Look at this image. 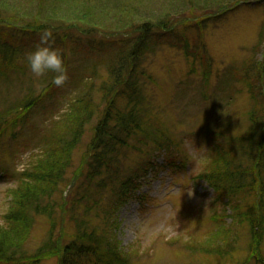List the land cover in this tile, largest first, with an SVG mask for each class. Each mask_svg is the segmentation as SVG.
<instances>
[{
  "label": "rangeland",
  "instance_id": "374dc122",
  "mask_svg": "<svg viewBox=\"0 0 264 264\" xmlns=\"http://www.w3.org/2000/svg\"><path fill=\"white\" fill-rule=\"evenodd\" d=\"M228 1L231 0H0V15L21 19L33 17L56 33L68 34L80 47L72 56L73 68L80 67L78 73L89 76L93 63L103 58V53L110 56L114 50L110 48L87 55L88 44L111 41L115 31L123 28L128 31L149 19L160 20L194 10L184 21L188 25L195 22L196 16H202L196 15V11ZM208 16L206 14L205 18ZM197 29L194 24L188 25L187 29L179 25L176 34L187 40L192 50L206 47V55L212 63L208 75L200 62L194 64V59L187 57L182 48L170 45L158 47L143 60L142 69L152 77V80L145 78L143 86L150 109L147 122L159 134L158 139L147 144H139L140 138L131 140L130 146L123 150L121 179H127L137 168L149 165L136 176L134 189L129 191L131 198L114 212L113 189L117 185L100 188L101 181L108 180L103 178L105 174L95 177L92 182L87 179L89 168L83 163L87 162L91 129L98 117L87 128L73 154L64 183L53 196L57 203L53 218L36 217L32 234L21 250L24 255L35 257L38 251L48 247L63 250L78 230L77 221L85 220L99 233L111 236L110 239V231L114 229L112 239L121 244L128 264H255L249 252L254 240L245 219L232 222L233 212L228 207H221L214 189L197 178L206 169L210 153L206 138L213 133V137L219 135L226 146L232 148L234 158L238 156L234 169L241 164V171H248L251 166L252 161L241 156L239 147L241 139L251 131V113L255 110L262 114L264 84H256L250 91L248 84L241 80V74L246 63L254 60L255 47L257 57L252 73L264 63V0L239 3L228 16L209 22L203 32L204 40L201 39L202 31ZM98 70L101 80L107 81L106 68ZM234 73L240 81L232 80ZM43 80L44 77H35L29 67L9 77L0 76V114L16 107L23 112V102L32 95L43 94ZM94 82V101L102 112L106 104L98 91L101 81L94 79ZM82 89L83 85L77 88L71 82L56 88L55 93L30 113L23 125L7 129L1 136V224L12 206L11 193L18 187L20 175L42 154L37 133L47 127L54 116L58 118L67 111ZM16 113L8 121L12 122ZM158 140L163 148L155 151L154 142ZM229 160L234 163L231 157L225 158L224 169ZM245 175V185L252 183ZM262 185L255 193L247 188L243 192L241 189L234 191L235 196L231 197L238 212L244 214L250 208L261 207L260 192L264 183ZM78 192H82V197L86 195L74 210L68 201ZM223 214H226L227 226L235 227V245L221 253L224 246L211 248L209 243L213 238L224 245L222 240L216 239L215 229ZM53 221L56 227L52 226ZM112 225L114 228L110 229ZM260 256L264 259V233ZM57 263V258H51L40 264Z\"/></svg>",
  "mask_w": 264,
  "mask_h": 264
},
{
  "label": "trees",
  "instance_id": "16d2710c",
  "mask_svg": "<svg viewBox=\"0 0 264 264\" xmlns=\"http://www.w3.org/2000/svg\"><path fill=\"white\" fill-rule=\"evenodd\" d=\"M248 1L250 0H231L203 8L196 11V15L200 13L202 16H196L195 22L188 23V25L194 24L198 28L197 30L202 31L201 39L204 40L203 32L209 22L228 16L233 9L239 6V3ZM193 12L195 11L187 10L184 14L172 15L169 18L149 19L128 31H125V28L115 31L113 33L115 36L111 41L88 44L90 45L88 46L89 51L85 53L87 55H91L89 52H103L110 48L114 50L110 56L103 53L101 59H98L101 54L98 55V61H95L90 67L89 76L79 74L80 67L73 68L72 56L76 54V50H80V47L68 34L56 33L52 31V28H48L47 25L46 27L39 19L33 17L21 19L17 16L0 15V25L4 26L0 28L1 77H9L12 73L26 71L28 69L26 55L35 50L39 44L40 34L44 30H51L55 40L54 46L63 52L64 66L68 74V79L62 87L71 82L76 84L77 88L79 85H83L84 88L80 90L75 100L71 103V100L69 101L70 105L67 111H64L58 118L54 116L49 125L37 133L38 145L42 149V154L37 162L20 175L19 185L11 193L10 211L3 218L4 224L0 223V264H40L51 258H57V264H128L127 258H124L125 254H122L121 244L112 239L114 238L113 225L110 228L112 229L110 231L112 238L110 239L111 236L105 232L99 233L97 228L90 227L85 220L77 221L78 230L72 241L66 244L63 250L52 247L43 248L32 258L24 255L21 250L32 234L36 217L53 218L57 207L53 196L58 186L64 183L65 174L73 162V154L81 144L87 128L98 117V121L91 129L92 139L86 158L87 162L83 163L88 165L87 169L89 168L87 179L92 182L95 177L105 174L103 178L106 177L108 180L101 181L100 188L116 187L117 185L113 189L114 212L131 198L129 191L134 189L136 176H139L140 170H146L145 168H148L149 165L137 168L135 173H132L127 179H121L120 161L123 150L130 146L131 140L140 138L139 144H147L152 139H158L159 134L153 128L154 126L148 125L147 122L150 117V109L143 86L145 78L152 80V77L142 69L145 56L154 53L155 49L160 46L170 45L174 48H182L187 57L194 59V64L200 62L206 73L212 68V63L206 55L205 46L195 51L191 49L187 40L177 37L178 26L182 25L187 29L188 25L184 21L190 18L188 15H192ZM206 14L209 15L207 18H205ZM95 24L99 23L95 22ZM87 33H91V31H87ZM262 33L264 35L263 30ZM254 55L256 58V47ZM255 58L248 61V64L246 63L241 74V80L248 84L247 88L250 91L256 84H264V63L260 64L259 69L252 73L253 64L256 63ZM102 67L106 68L107 81H102L100 78L98 68ZM230 72L229 70V75ZM237 73L240 75L239 72ZM231 75H233L231 76L233 81L238 79L240 81V78H236V73ZM54 76L55 73L52 72L43 76L45 85L43 94L41 96L32 95L23 102V112L20 113L21 108L16 107L0 114V138L7 129H12L19 124L23 125L30 113L55 93L58 87L52 84ZM94 79L101 81L98 91L104 97L106 104L102 112H99L94 101L96 93ZM15 112H17V116L13 117L12 122L8 121ZM259 113L260 111L255 110L251 113V131L240 141L241 156L252 161L249 170L241 171V164H239L240 168L238 166L234 169L236 167L235 158L238 160V156L234 158L232 148L229 149L219 135L213 137V133L206 138L210 148L206 169L197 179L214 189L217 194V203L221 207H228L233 212L232 222L245 219L250 227V237L254 240L253 246H249L250 259L255 264H264V259L260 256L264 233V209H262L264 208V188L260 192L262 195L261 207L250 208V211L244 214L238 212V206L234 205L235 202L231 197L235 196L234 191L238 192L240 189L243 192L247 188L250 192L255 193L260 186L263 187L264 100L262 114ZM213 138L215 139L213 140ZM257 141L259 142L256 143ZM154 144L155 151L162 150L163 144L160 140L155 141ZM230 157L234 163L229 160L228 166L224 169V159ZM245 174L253 181L252 183L245 185ZM86 193L88 194V192ZM85 195L82 197V192H78L74 197L69 198L68 203L73 205L75 210ZM219 219L220 224L215 228L217 229L216 239L222 240L224 245L218 244L213 238L209 244L211 248L224 246L220 251L224 253L225 250L231 249L235 245V227L227 226L226 214L220 215ZM52 226L56 227L54 221ZM53 232L54 229L51 231V236ZM101 235L105 238L100 237Z\"/></svg>",
  "mask_w": 264,
  "mask_h": 264
},
{
  "label": "clouds",
  "instance_id": "9594fccd",
  "mask_svg": "<svg viewBox=\"0 0 264 264\" xmlns=\"http://www.w3.org/2000/svg\"><path fill=\"white\" fill-rule=\"evenodd\" d=\"M55 40L51 30L40 34L39 44L34 51L26 55L27 65L35 77H43L48 72L55 73L52 84L61 87L68 79L61 49L54 46Z\"/></svg>",
  "mask_w": 264,
  "mask_h": 264
}]
</instances>
